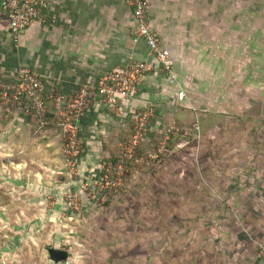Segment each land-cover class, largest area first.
<instances>
[{
    "label": "crops",
    "instance_id": "obj_1",
    "mask_svg": "<svg viewBox=\"0 0 264 264\" xmlns=\"http://www.w3.org/2000/svg\"><path fill=\"white\" fill-rule=\"evenodd\" d=\"M2 2L3 80H15L18 70L28 67L42 76L47 94L59 91L69 96L83 86L96 85L131 60L149 59L147 45L135 34L133 11L126 0H56L46 11V20L32 23L18 43ZM253 5L254 0H151L149 20L171 51L178 85H170L164 74L149 73L125 102L126 117L108 114L98 100L80 120L86 151L77 168L82 177H97L103 164L114 163L131 139L133 122L128 117L134 113L155 109L145 146L148 138L174 123L205 130L214 100L210 86H242L235 100L229 104L225 95L219 105L221 147L234 149L221 173L225 215L214 257L226 264H264L257 250V243L264 241V28ZM180 89L187 94L184 101L178 99ZM232 130L234 136L229 135ZM0 150V164H10L13 186L27 197L58 198L67 190L70 176L56 124L41 127L36 120L22 115L6 118L0 111ZM126 177L129 186L139 174ZM29 201L37 207L36 200ZM59 204L61 213L63 203ZM194 233L189 226L187 236L179 238L172 228L171 238L193 240Z\"/></svg>",
    "mask_w": 264,
    "mask_h": 264
},
{
    "label": "rangeland",
    "instance_id": "obj_2",
    "mask_svg": "<svg viewBox=\"0 0 264 264\" xmlns=\"http://www.w3.org/2000/svg\"><path fill=\"white\" fill-rule=\"evenodd\" d=\"M253 7L264 28V0H254ZM241 90L235 83L210 86L214 100L205 118L207 130L181 126L192 132L189 143L177 147L182 138L173 133L162 153L158 150L164 130L158 131L135 150L138 162L124 164L126 176L139 174L143 179L128 186L125 177L124 188L106 203L84 193L78 197L77 212L68 209L66 199L69 189L77 188L74 182L78 186L82 179H75L67 164L69 185L58 198L27 197L13 186L10 164H0V264H57L48 256L50 247L66 250L67 264H226L214 257L225 215L221 173L234 149L221 147L219 105L225 95L230 104ZM134 129L133 124V134ZM232 131L229 135L234 136ZM155 154L158 157L152 158ZM30 198L37 207L30 205ZM189 226L195 229V239L171 238L172 228L181 238L187 236Z\"/></svg>",
    "mask_w": 264,
    "mask_h": 264
},
{
    "label": "built area",
    "instance_id": "obj_3",
    "mask_svg": "<svg viewBox=\"0 0 264 264\" xmlns=\"http://www.w3.org/2000/svg\"><path fill=\"white\" fill-rule=\"evenodd\" d=\"M56 0H3L2 9L9 19L10 32L15 43H18L23 32L34 22H44L46 11ZM133 11L136 24L135 34L148 47V60H131L125 66L116 68L105 74L96 85L81 87L77 92L65 96L59 91L45 92L42 76L28 68L21 67L15 80L6 81L0 78V111L6 118L22 115L38 121L41 127L56 124L61 130L62 154L69 172L74 178L82 179L80 185L71 181L77 188H70L67 193L66 205L69 210L79 211L78 197L89 194L93 201L108 202L125 186L126 162L136 161L134 152L144 141L149 126L156 115L153 107L140 110L131 115L130 120L135 126L134 134L124 145L122 154L115 163H105L101 174L97 177H82L77 164L85 154V146L80 137V120L85 111L101 101L107 106V112L115 117H126L124 104L138 92L149 73L164 74L172 86L178 85L174 71L171 51L164 47L161 39L152 28L149 20L151 0H126ZM187 94L178 92V99L184 101ZM53 107L54 118L49 112ZM180 134L184 147L189 143L192 132L178 124H172L163 131V141L159 152L165 150V142L171 134ZM157 158L155 154L151 156ZM74 178H72L74 180ZM82 185V186H81ZM81 187V188H80ZM76 189V190H73ZM258 256L264 258V241L257 243Z\"/></svg>",
    "mask_w": 264,
    "mask_h": 264
},
{
    "label": "water",
    "instance_id": "obj_4",
    "mask_svg": "<svg viewBox=\"0 0 264 264\" xmlns=\"http://www.w3.org/2000/svg\"><path fill=\"white\" fill-rule=\"evenodd\" d=\"M49 258L57 264H67L70 258L66 250L57 249L55 247L48 248Z\"/></svg>",
    "mask_w": 264,
    "mask_h": 264
},
{
    "label": "trees",
    "instance_id": "obj_5",
    "mask_svg": "<svg viewBox=\"0 0 264 264\" xmlns=\"http://www.w3.org/2000/svg\"><path fill=\"white\" fill-rule=\"evenodd\" d=\"M49 117H50V119H52V118H53V114H49ZM117 161H118V160L116 159L115 162H117ZM115 162H114V163H115Z\"/></svg>",
    "mask_w": 264,
    "mask_h": 264
}]
</instances>
